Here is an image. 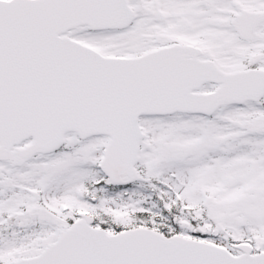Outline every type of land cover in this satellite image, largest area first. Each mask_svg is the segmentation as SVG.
Instances as JSON below:
<instances>
[{
    "label": "snow or ice",
    "instance_id": "6c2138e0",
    "mask_svg": "<svg viewBox=\"0 0 264 264\" xmlns=\"http://www.w3.org/2000/svg\"><path fill=\"white\" fill-rule=\"evenodd\" d=\"M0 264H264V0H0Z\"/></svg>",
    "mask_w": 264,
    "mask_h": 264
}]
</instances>
